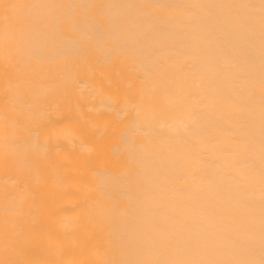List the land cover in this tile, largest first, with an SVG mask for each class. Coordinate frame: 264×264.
Wrapping results in <instances>:
<instances>
[{"label": "bare ground", "instance_id": "obj_1", "mask_svg": "<svg viewBox=\"0 0 264 264\" xmlns=\"http://www.w3.org/2000/svg\"><path fill=\"white\" fill-rule=\"evenodd\" d=\"M0 264H264V0H0Z\"/></svg>", "mask_w": 264, "mask_h": 264}]
</instances>
